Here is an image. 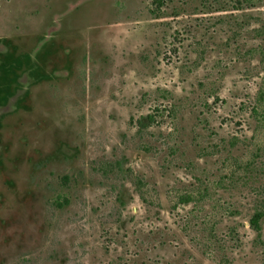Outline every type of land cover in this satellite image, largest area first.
Masks as SVG:
<instances>
[{
	"label": "rangeland",
	"instance_id": "374dc122",
	"mask_svg": "<svg viewBox=\"0 0 264 264\" xmlns=\"http://www.w3.org/2000/svg\"><path fill=\"white\" fill-rule=\"evenodd\" d=\"M0 264H264V0H0Z\"/></svg>",
	"mask_w": 264,
	"mask_h": 264
},
{
	"label": "trees",
	"instance_id": "16d2710c",
	"mask_svg": "<svg viewBox=\"0 0 264 264\" xmlns=\"http://www.w3.org/2000/svg\"><path fill=\"white\" fill-rule=\"evenodd\" d=\"M158 1L162 3V0H158ZM258 221H259V216H257L255 219L252 220L253 225H258Z\"/></svg>",
	"mask_w": 264,
	"mask_h": 264
}]
</instances>
